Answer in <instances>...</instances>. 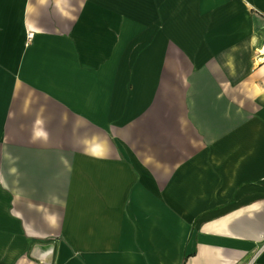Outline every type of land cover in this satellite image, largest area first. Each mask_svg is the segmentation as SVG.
<instances>
[{"label": "crops", "instance_id": "crops-1", "mask_svg": "<svg viewBox=\"0 0 264 264\" xmlns=\"http://www.w3.org/2000/svg\"><path fill=\"white\" fill-rule=\"evenodd\" d=\"M0 264H264V0H0Z\"/></svg>", "mask_w": 264, "mask_h": 264}, {"label": "built area", "instance_id": "built-area-1", "mask_svg": "<svg viewBox=\"0 0 264 264\" xmlns=\"http://www.w3.org/2000/svg\"><path fill=\"white\" fill-rule=\"evenodd\" d=\"M28 35H29V37H31L33 35V33L32 32L31 33H28Z\"/></svg>", "mask_w": 264, "mask_h": 264}]
</instances>
